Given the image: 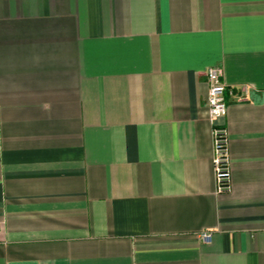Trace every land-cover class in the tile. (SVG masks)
<instances>
[{
    "label": "crops",
    "instance_id": "1",
    "mask_svg": "<svg viewBox=\"0 0 264 264\" xmlns=\"http://www.w3.org/2000/svg\"><path fill=\"white\" fill-rule=\"evenodd\" d=\"M0 264H264V0H0Z\"/></svg>",
    "mask_w": 264,
    "mask_h": 264
},
{
    "label": "built area",
    "instance_id": "2",
    "mask_svg": "<svg viewBox=\"0 0 264 264\" xmlns=\"http://www.w3.org/2000/svg\"><path fill=\"white\" fill-rule=\"evenodd\" d=\"M208 92L206 98V108L211 122L225 116L226 105V85L223 81V68L220 66H209L206 69ZM212 165L217 193L229 192L231 190V172L228 152L227 132L223 126L214 125L212 128ZM203 241L210 238V232L199 233Z\"/></svg>",
    "mask_w": 264,
    "mask_h": 264
}]
</instances>
